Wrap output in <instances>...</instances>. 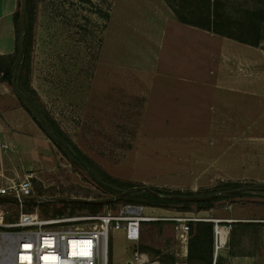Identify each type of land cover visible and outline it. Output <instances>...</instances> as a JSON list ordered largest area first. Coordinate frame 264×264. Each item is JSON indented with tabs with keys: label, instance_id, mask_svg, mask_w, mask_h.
Listing matches in <instances>:
<instances>
[{
	"label": "rangeland",
	"instance_id": "1",
	"mask_svg": "<svg viewBox=\"0 0 264 264\" xmlns=\"http://www.w3.org/2000/svg\"><path fill=\"white\" fill-rule=\"evenodd\" d=\"M171 1L32 0L20 85L30 91L61 142L79 151L86 165H95V174L127 183L121 190L133 189L122 202L149 207L143 187L197 196L230 191L227 183L246 189L223 201L150 206V216L173 219L164 221L172 225L162 230L151 224L145 229L141 248L160 264H173L170 250L179 218L208 219L199 215L238 201L264 204V31L259 46L243 44L181 23ZM15 47L14 54L17 31ZM2 78L3 109L26 111ZM31 119L33 131L52 149L19 137L16 160L7 166L19 169L21 178L36 169L38 198L111 196ZM5 123L0 117V125ZM23 129L35 137L28 123ZM79 203L40 208L44 216L104 211ZM110 243V264L127 249L135 250L123 235H113Z\"/></svg>",
	"mask_w": 264,
	"mask_h": 264
},
{
	"label": "built area",
	"instance_id": "2",
	"mask_svg": "<svg viewBox=\"0 0 264 264\" xmlns=\"http://www.w3.org/2000/svg\"><path fill=\"white\" fill-rule=\"evenodd\" d=\"M17 153L18 146L0 127V264H110L111 237L121 233L135 245L132 259L126 264H157L139 249L143 227L173 219L150 216L148 206L122 202L124 199L113 194L86 199L98 202L89 204L94 207L88 210L103 207L104 211L86 209L44 216L40 207L53 203V199L36 196L33 168L30 175L21 178L19 169L7 166V161L16 160L13 156ZM111 199L108 204H100ZM29 204H33L32 211L27 210ZM259 222L264 225V218ZM223 229V221L216 220V258L225 246L221 240Z\"/></svg>",
	"mask_w": 264,
	"mask_h": 264
},
{
	"label": "trees",
	"instance_id": "3",
	"mask_svg": "<svg viewBox=\"0 0 264 264\" xmlns=\"http://www.w3.org/2000/svg\"><path fill=\"white\" fill-rule=\"evenodd\" d=\"M172 5L174 7L176 18L181 23H184L195 28L213 32L222 37H227L239 41L243 44L251 46H259L263 40L264 31V0H244L245 4L234 3L231 0H172ZM23 14L20 12L16 13L14 17V24L17 31V49L15 54L10 57L0 56V74L3 73V81L7 82L15 93V95L21 100L22 106L34 119V121L39 125V127L47 134V136L67 155L76 163H83L85 169H88L97 184L104 190L108 191L113 195H117L118 192L115 190L122 189L128 186L124 182H116L111 177H102L93 172L95 165H86V158L81 154H76L73 149L64 145L60 137L55 133L56 130L45 120V117L40 109V106L34 100L28 89H22L20 86L22 84L23 72L19 74V69L21 66L22 58L26 53H28L27 38L28 33H30L32 28V14L33 6L32 0H24ZM23 19V21H21ZM10 58V59H8ZM235 183H227L225 185L226 189L238 190ZM114 187V188H112ZM163 195H175V196H195L193 193H183V192H167L162 193ZM146 202L151 206L158 207L161 204H204V202H175L168 201L162 198H157L151 193L147 192ZM239 197L240 194H229L219 201L227 200L228 197ZM133 202V201H129ZM137 203V202H135ZM142 204V203H140ZM76 206L84 207H94V205L79 203ZM147 206V205H146ZM149 206V207H150ZM213 208V207H211ZM164 222V221H163ZM151 223H146L148 225ZM144 225V226H145ZM190 235L193 236L194 227L197 226L199 237H203L205 245L210 252H214V224L204 221V219H199L197 221H191ZM142 234H144L142 232ZM145 238V236H144ZM193 238L190 240V254L192 253ZM198 238V237H197ZM143 235L139 244V249L141 252L146 253L144 249L141 248Z\"/></svg>",
	"mask_w": 264,
	"mask_h": 264
},
{
	"label": "crops",
	"instance_id": "4",
	"mask_svg": "<svg viewBox=\"0 0 264 264\" xmlns=\"http://www.w3.org/2000/svg\"><path fill=\"white\" fill-rule=\"evenodd\" d=\"M20 0H0V56H10L15 51L16 29L14 24V17L16 13L20 12ZM3 97L0 96V117L6 120L1 129L5 130L6 136L14 142L20 149L18 138L21 137L24 141L32 142H46L38 131H33L30 122L31 117L28 116L22 108L7 111L3 109L6 95L3 91ZM5 97V98H4ZM11 114L12 118H11ZM21 118L22 123L15 119ZM28 123V132H32L35 137L29 135L23 129V126ZM11 130H10V128ZM9 128V129H8ZM32 130V131H31ZM40 135V136H39ZM49 145V144H48ZM50 146V145H49ZM51 147V146H50ZM52 149V147H51ZM36 170V169H35ZM34 170V171H35ZM32 169L30 170V172ZM232 204L231 206H224L222 208H211L205 214L204 221L214 224L215 221H223V226L227 230L225 239V246L221 249L219 256H215L216 233L214 229V252H210L203 241V236L199 237L197 226L194 227L193 236L190 235L188 241L182 242L175 230L174 246L170 250L173 254V264H264V225L259 220L264 218V204L252 205L241 203ZM193 215V214H192ZM201 218V217H199ZM151 225L156 229L162 230V227H167L172 224L164 223L163 221L152 222ZM143 227V239L145 236V229ZM117 235V234H115ZM119 236L123 235L118 234ZM124 236V235H123ZM193 238L192 253L190 254V240ZM198 237V238H197ZM177 238V239H176ZM205 239V238H204ZM133 252L126 251L122 255L115 256L116 264H126L131 260ZM159 259V258H158ZM155 260L160 264L159 260Z\"/></svg>",
	"mask_w": 264,
	"mask_h": 264
},
{
	"label": "water",
	"instance_id": "5",
	"mask_svg": "<svg viewBox=\"0 0 264 264\" xmlns=\"http://www.w3.org/2000/svg\"><path fill=\"white\" fill-rule=\"evenodd\" d=\"M25 63V55L22 58V62H21V66L19 69V74L22 73L23 70V65ZM114 188V187H112ZM115 190L118 192L116 198L117 199H123L125 197H127L128 195H130L133 192V189L124 191L121 189H117L115 188ZM143 191L149 192L151 193L153 196L157 197V198H162L164 200H168V201H175V202H193V203H197V202H205V201H212V200H218L221 199L229 194H241L240 192L246 190L244 188L242 189H238V190H232V191H227V192H222V193H216V194H212V195H206V196H175V195H163L161 193H158L157 191H153L147 187H143L142 188ZM264 190V189H261ZM113 199L111 200H107L104 202H100V204H108L110 202H112ZM53 202H57V203H66V202H80V203H84V204H98V202L95 201H88V200H75V199H53L50 200Z\"/></svg>",
	"mask_w": 264,
	"mask_h": 264
},
{
	"label": "bare ground",
	"instance_id": "6",
	"mask_svg": "<svg viewBox=\"0 0 264 264\" xmlns=\"http://www.w3.org/2000/svg\"><path fill=\"white\" fill-rule=\"evenodd\" d=\"M189 220L188 219H184L181 220L177 226H176V233H177V237L182 241V242H187L189 237H190V226H189ZM226 235H227V230L223 229V231H221V240L224 242L226 239Z\"/></svg>",
	"mask_w": 264,
	"mask_h": 264
}]
</instances>
